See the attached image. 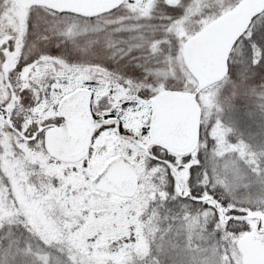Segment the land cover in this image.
Here are the masks:
<instances>
[{"label":"snow or ice","instance_id":"obj_1","mask_svg":"<svg viewBox=\"0 0 264 264\" xmlns=\"http://www.w3.org/2000/svg\"><path fill=\"white\" fill-rule=\"evenodd\" d=\"M0 264H264V0H0Z\"/></svg>","mask_w":264,"mask_h":264}]
</instances>
